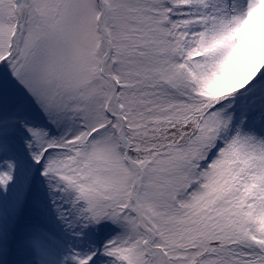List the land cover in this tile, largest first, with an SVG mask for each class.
I'll return each instance as SVG.
<instances>
[{"label":"snow or ice","instance_id":"1","mask_svg":"<svg viewBox=\"0 0 264 264\" xmlns=\"http://www.w3.org/2000/svg\"><path fill=\"white\" fill-rule=\"evenodd\" d=\"M0 264H264V0H0Z\"/></svg>","mask_w":264,"mask_h":264}]
</instances>
